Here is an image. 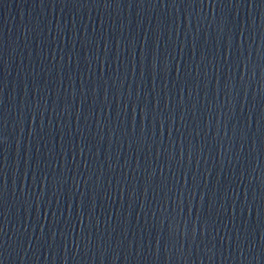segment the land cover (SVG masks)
<instances>
[{
  "label": "water",
  "instance_id": "1",
  "mask_svg": "<svg viewBox=\"0 0 264 264\" xmlns=\"http://www.w3.org/2000/svg\"><path fill=\"white\" fill-rule=\"evenodd\" d=\"M0 264H264V116L144 130L1 172Z\"/></svg>",
  "mask_w": 264,
  "mask_h": 264
}]
</instances>
